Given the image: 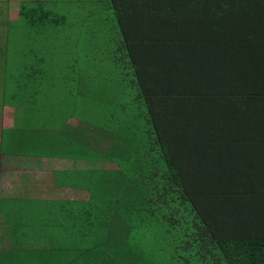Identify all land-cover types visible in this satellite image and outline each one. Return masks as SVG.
Instances as JSON below:
<instances>
[{
  "label": "trees",
  "instance_id": "trees-1",
  "mask_svg": "<svg viewBox=\"0 0 264 264\" xmlns=\"http://www.w3.org/2000/svg\"><path fill=\"white\" fill-rule=\"evenodd\" d=\"M35 1L30 24L65 22ZM94 2L119 86L89 142L125 192L95 264H264V0ZM16 242L0 264H30Z\"/></svg>",
  "mask_w": 264,
  "mask_h": 264
},
{
  "label": "crops",
  "instance_id": "crops-1",
  "mask_svg": "<svg viewBox=\"0 0 264 264\" xmlns=\"http://www.w3.org/2000/svg\"><path fill=\"white\" fill-rule=\"evenodd\" d=\"M29 1L0 0V245L17 241L30 264H95L102 252L94 258L92 245L111 234L106 219L125 192L118 165L90 145L95 125L74 114L110 107L115 86L95 66L63 74L53 52L61 24H30L21 15ZM102 190L117 193L105 215Z\"/></svg>",
  "mask_w": 264,
  "mask_h": 264
},
{
  "label": "rangeland",
  "instance_id": "rangeland-1",
  "mask_svg": "<svg viewBox=\"0 0 264 264\" xmlns=\"http://www.w3.org/2000/svg\"><path fill=\"white\" fill-rule=\"evenodd\" d=\"M43 1L45 2L44 5L47 10L63 17L62 20H65V22H62L61 24L63 42H58L56 48L53 50L57 58H60L62 60L60 65L57 67L61 68L63 74H67L71 67L72 69H79L83 70L84 72H92V68L94 66L96 69L103 68L102 71H98L99 77L104 75L106 78H112L110 83L115 86L116 90L119 86V82L118 76L116 74L115 64L111 63L112 60L108 59V57L103 54L102 57H97L98 50L106 45L110 37L116 36V33H114L116 29H114L115 26H112L111 22L110 25H104L98 21L97 7L94 0ZM27 3L33 5L32 1H29ZM105 11L106 9L103 11V13H105ZM74 27L78 29L77 32ZM98 45H101V47H99ZM92 59H94L93 65L91 61ZM96 69H94L93 72H95ZM85 75H88V73H86ZM59 83L65 82L60 81L57 77L56 84ZM99 83L101 84L104 82L100 81ZM103 91L104 85L97 90L99 101L104 99V96H101ZM57 94H62V90L57 89ZM81 111L82 112H79V114L74 115L79 116L82 121L85 120L95 125L98 123L103 124L104 116L109 111V109L102 106L95 107V109L94 106H86L84 108H81ZM98 195L100 197L101 205L103 206V211H101L100 213L105 215V213H107L106 200L114 195H117V193L115 191L107 192L106 190H102ZM120 213L125 215L124 209H121ZM108 221L110 220L108 219ZM130 238L133 239V237ZM134 240L137 241L136 239ZM150 243L154 244V242ZM130 250L132 249L130 248ZM99 251L101 252L102 248H96L94 250V252ZM173 253L174 250L167 249L165 257L168 255V262L171 261ZM150 256L151 258H153V260L161 259L157 257V254L155 253H151ZM164 261L165 258L163 260L161 259L159 261V264H163Z\"/></svg>",
  "mask_w": 264,
  "mask_h": 264
}]
</instances>
